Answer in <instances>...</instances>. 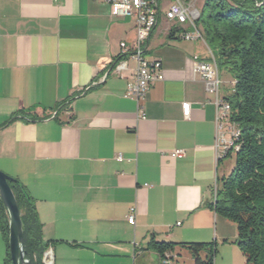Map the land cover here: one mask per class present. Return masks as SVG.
I'll return each mask as SVG.
<instances>
[{
	"label": "crops",
	"instance_id": "crops-1",
	"mask_svg": "<svg viewBox=\"0 0 264 264\" xmlns=\"http://www.w3.org/2000/svg\"><path fill=\"white\" fill-rule=\"evenodd\" d=\"M135 41L134 20L112 18L102 1L0 0V170L33 198L52 264H161L153 240L215 242V260L222 252L219 263L231 264L237 233L205 206L234 166V154L217 159L215 96L193 71L211 49L183 40L161 12L143 58L161 61L163 80L141 118L124 98L136 62L113 70L120 44ZM172 254L194 264L184 248ZM6 255L0 232V264Z\"/></svg>",
	"mask_w": 264,
	"mask_h": 264
},
{
	"label": "trees",
	"instance_id": "trees-1",
	"mask_svg": "<svg viewBox=\"0 0 264 264\" xmlns=\"http://www.w3.org/2000/svg\"><path fill=\"white\" fill-rule=\"evenodd\" d=\"M195 25L214 53L219 70L234 80L232 93L225 99L231 107V121L239 130L233 169L217 180L216 198L205 206L235 225V244L244 264H264V0H204ZM8 184L20 211L25 259L31 264H44L50 243L43 241L35 202L18 180ZM8 223L0 199V232L7 247L5 264H11ZM149 246L160 258L175 247L184 248L194 264H214L217 253L215 242L174 244L153 240Z\"/></svg>",
	"mask_w": 264,
	"mask_h": 264
},
{
	"label": "built area",
	"instance_id": "built-area-1",
	"mask_svg": "<svg viewBox=\"0 0 264 264\" xmlns=\"http://www.w3.org/2000/svg\"><path fill=\"white\" fill-rule=\"evenodd\" d=\"M109 6L112 18H131L134 20L136 29V41L133 45L120 44L121 59L115 64L113 70L120 75L127 68L126 59H132L137 66L130 81L126 85L124 98L136 102L141 118H144L142 102L145 99L151 86L163 80L162 66L160 60L146 61L143 58L144 46L158 23V17L164 12L165 18L179 28L180 37L186 41H204L200 29L195 25L199 12L192 8L185 0H98ZM162 1L167 7L163 9ZM194 73L202 80L205 91L215 96V148L217 159L221 160L238 150L236 140L239 136L237 126L231 121V107L225 98L220 97L219 92L222 86L220 70L217 65L214 53L209 50L208 61L200 60L198 56L193 57ZM234 82H232V87ZM189 103L181 105L184 118L189 117ZM184 152L178 150L173 156L182 157ZM118 162L123 161L120 154L116 156ZM218 183L215 180L211 189V201L216 198ZM135 208L130 209L128 223H134ZM44 264H52L48 251L43 258ZM161 264H173L172 252H165L161 258Z\"/></svg>",
	"mask_w": 264,
	"mask_h": 264
},
{
	"label": "water",
	"instance_id": "water-1",
	"mask_svg": "<svg viewBox=\"0 0 264 264\" xmlns=\"http://www.w3.org/2000/svg\"><path fill=\"white\" fill-rule=\"evenodd\" d=\"M10 181H14V179L0 170V199L9 218L8 249L11 264H31L29 260L25 259L22 221L16 199L8 184Z\"/></svg>",
	"mask_w": 264,
	"mask_h": 264
},
{
	"label": "rangeland",
	"instance_id": "rangeland-1",
	"mask_svg": "<svg viewBox=\"0 0 264 264\" xmlns=\"http://www.w3.org/2000/svg\"><path fill=\"white\" fill-rule=\"evenodd\" d=\"M186 3H188L192 8L196 9L198 12L201 10L202 6H203V3H204V0H189V1H186ZM164 14V12H162ZM231 76L224 70H222L220 72V79L221 81L223 80H229ZM222 87V86H221ZM232 89V87H231ZM231 162L233 163L234 165V158H228L226 163L227 164H231ZM226 220V219H225ZM226 224L228 225V228L230 227L231 228V231H232V237H236V228H235V225L226 220ZM236 238L233 239L232 241L235 242ZM235 244V243H234ZM236 246V254L235 256H232L234 259H232V262L231 264H243V259L241 257V254H240V251L238 249V246L235 244ZM219 252V250H218ZM200 257L203 258V253L200 254ZM223 259V254L222 252H219L218 253V256L216 257V260L214 259V264H220L219 262H221V260Z\"/></svg>",
	"mask_w": 264,
	"mask_h": 264
}]
</instances>
